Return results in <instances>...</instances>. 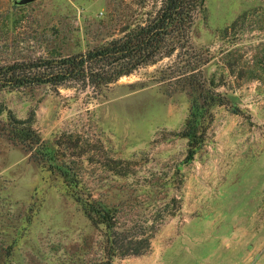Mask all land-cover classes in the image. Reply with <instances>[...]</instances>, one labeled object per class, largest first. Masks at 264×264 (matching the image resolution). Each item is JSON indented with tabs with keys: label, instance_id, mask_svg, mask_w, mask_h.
I'll list each match as a JSON object with an SVG mask.
<instances>
[{
	"label": "rangeland",
	"instance_id": "1",
	"mask_svg": "<svg viewBox=\"0 0 264 264\" xmlns=\"http://www.w3.org/2000/svg\"><path fill=\"white\" fill-rule=\"evenodd\" d=\"M124 1L0 0V61L100 45ZM206 6L192 41L214 55L203 76L216 89L168 92L166 59L97 97L0 92V264H264V0ZM9 110L32 119L43 150L28 131L14 139ZM87 207L153 234L149 251L111 258Z\"/></svg>",
	"mask_w": 264,
	"mask_h": 264
},
{
	"label": "trees",
	"instance_id": "2",
	"mask_svg": "<svg viewBox=\"0 0 264 264\" xmlns=\"http://www.w3.org/2000/svg\"><path fill=\"white\" fill-rule=\"evenodd\" d=\"M118 15L109 16L112 34L102 44L84 52L68 55H43L39 58L0 61V92L47 84L55 88L81 87L100 96L111 84L141 68L170 61L158 70L156 81L167 86L168 92L191 90L198 94L218 88L214 80H206L204 67L214 58L205 55L192 41V31L198 18L207 14L206 0H125ZM246 15L239 18L244 19ZM234 21L226 31L237 24ZM260 68L264 73V61ZM200 97L196 95L195 103ZM5 109L0 107V116ZM7 118L13 136L33 133L36 141L28 149L38 152L45 146L34 128L32 119H18L11 110ZM196 131H188L194 137ZM196 148L192 149L194 154ZM37 152V153H38ZM90 206V205H89ZM91 220L103 226L109 243V256L144 254L151 248L153 234L133 232L123 228L108 209L87 207Z\"/></svg>",
	"mask_w": 264,
	"mask_h": 264
},
{
	"label": "water",
	"instance_id": "3",
	"mask_svg": "<svg viewBox=\"0 0 264 264\" xmlns=\"http://www.w3.org/2000/svg\"><path fill=\"white\" fill-rule=\"evenodd\" d=\"M28 1H31V0H24V2H28Z\"/></svg>",
	"mask_w": 264,
	"mask_h": 264
}]
</instances>
